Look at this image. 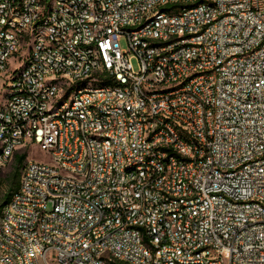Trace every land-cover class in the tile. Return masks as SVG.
Returning <instances> with one entry per match:
<instances>
[{"label":"built area","instance_id":"1","mask_svg":"<svg viewBox=\"0 0 264 264\" xmlns=\"http://www.w3.org/2000/svg\"><path fill=\"white\" fill-rule=\"evenodd\" d=\"M33 145L0 264H264V0H0V164Z\"/></svg>","mask_w":264,"mask_h":264},{"label":"rangeland","instance_id":"2","mask_svg":"<svg viewBox=\"0 0 264 264\" xmlns=\"http://www.w3.org/2000/svg\"><path fill=\"white\" fill-rule=\"evenodd\" d=\"M122 47L127 46V41L125 38L121 40ZM26 153V159L27 158H46V153H44L42 150H40L36 145L27 147V148H20L17 154ZM16 155L13 159L8 161L5 164H0V203L3 201V197L5 193L8 190V187L10 186V180L12 177V174L14 172L15 166H16Z\"/></svg>","mask_w":264,"mask_h":264},{"label":"trees","instance_id":"3","mask_svg":"<svg viewBox=\"0 0 264 264\" xmlns=\"http://www.w3.org/2000/svg\"><path fill=\"white\" fill-rule=\"evenodd\" d=\"M166 8V7H165ZM26 153H21V154H17L16 155V166L14 169V172L12 174L11 177V184L8 187L7 192L5 193L4 197H3V201L0 203V208L10 200V198L12 197L13 193L19 188V184H20V172L21 169L24 165V162L26 160Z\"/></svg>","mask_w":264,"mask_h":264}]
</instances>
